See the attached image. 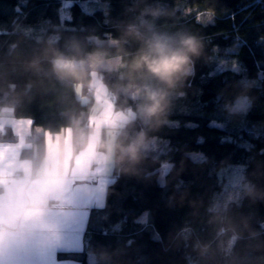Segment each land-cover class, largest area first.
<instances>
[{
  "label": "trees",
  "instance_id": "16d2710c",
  "mask_svg": "<svg viewBox=\"0 0 264 264\" xmlns=\"http://www.w3.org/2000/svg\"><path fill=\"white\" fill-rule=\"evenodd\" d=\"M65 1L71 3L62 18ZM154 35L170 38L173 47L183 36L200 44L190 74L174 87L131 68ZM55 55L85 61L84 79H60ZM90 56L121 63L96 76L114 109L131 112L115 141L136 151L114 158L104 204L89 212L83 250L59 258L264 264V0H0V108L10 105L13 118L29 119L50 135L67 128L87 135L92 99L83 103L76 86L87 95ZM147 89L166 93L162 114L150 120L140 111ZM243 98L246 109L233 112ZM151 139L154 148L144 149ZM45 145L39 136L34 151H26L35 165ZM235 168L242 195L216 209Z\"/></svg>",
  "mask_w": 264,
  "mask_h": 264
},
{
  "label": "crops",
  "instance_id": "0c3cea01",
  "mask_svg": "<svg viewBox=\"0 0 264 264\" xmlns=\"http://www.w3.org/2000/svg\"><path fill=\"white\" fill-rule=\"evenodd\" d=\"M89 87L95 91L85 95L92 99L89 127L98 132L89 128L87 135L80 128L50 135L29 119L13 118L10 105L0 108V264H80L59 255L83 250L89 212L103 206L112 180L101 137L132 116L114 109L94 74ZM39 136L45 153L35 165L26 151H34ZM92 263L89 256L86 264Z\"/></svg>",
  "mask_w": 264,
  "mask_h": 264
},
{
  "label": "clouds",
  "instance_id": "9594fccd",
  "mask_svg": "<svg viewBox=\"0 0 264 264\" xmlns=\"http://www.w3.org/2000/svg\"><path fill=\"white\" fill-rule=\"evenodd\" d=\"M159 10H152V15H160ZM130 32L139 36V32L133 26ZM170 38L154 35L146 41V50L142 51L131 65L132 70L146 71L151 77L162 82L168 87H174L182 77L190 74L192 57L199 55L200 44L195 37L183 36L179 40V46L173 47ZM53 71L60 79L83 80L85 76V61L67 58L63 55H55L51 61ZM35 66V65H34ZM166 93L161 90L147 89L144 103L140 111L145 119L158 118L165 107ZM237 104L243 106L244 100L238 99ZM99 148L105 161L123 160L136 151L134 144L123 145L115 140L101 142Z\"/></svg>",
  "mask_w": 264,
  "mask_h": 264
},
{
  "label": "rangeland",
  "instance_id": "374dc122",
  "mask_svg": "<svg viewBox=\"0 0 264 264\" xmlns=\"http://www.w3.org/2000/svg\"><path fill=\"white\" fill-rule=\"evenodd\" d=\"M70 3L71 2H68V1H65L62 3V7L60 9V13H61L62 18L66 17L65 9L70 5ZM86 66L92 70V75L94 74V77H95L97 70H100V69L109 70V69L120 68L121 63H120L118 58L101 59L98 57L90 56L88 58V60L86 61ZM76 93H77L78 97H81V93H82L81 87L76 86ZM106 93H107V91H106ZM105 94H104V97H105ZM82 96H83V100H82L83 103H86L89 100V97H87L85 95H82ZM242 100H244L243 106H239L236 102L234 107L231 109L233 112H240V111H243L246 109L247 100L245 98H243ZM91 109H92V107H91ZM90 115H91V113H90ZM89 128L91 129V127H89ZM118 130H119V128L115 124H112L107 129H105V132L107 133V137L105 139V142L110 141V140H115L117 133H118ZM91 131L92 132H98V129H96L94 127L93 129H91ZM155 142H156L155 139H151L148 142H144L142 147L145 145L144 149L154 148L152 144L153 143L155 144ZM155 151H156V149H155ZM190 157L194 160H199V159H201V154L192 153V154H190ZM107 164L110 167L109 171L112 173L113 168H114V158L111 161H107ZM165 169H166V165L163 164V166L160 170L159 178H158V181L161 184L163 183V175H164ZM239 180H240L239 170L236 168L233 169L231 173L226 174L225 187H224L223 191L216 196L215 205H214V207L216 209H224L228 203L234 202V201H237L240 199V197L242 195V190L239 187ZM145 218H146V213H143L141 215V217H139L138 221H140V222L145 221Z\"/></svg>",
  "mask_w": 264,
  "mask_h": 264
},
{
  "label": "built area",
  "instance_id": "2783aa9c",
  "mask_svg": "<svg viewBox=\"0 0 264 264\" xmlns=\"http://www.w3.org/2000/svg\"><path fill=\"white\" fill-rule=\"evenodd\" d=\"M87 92H88L89 94H91V95H93V94L95 93L94 89L91 88V87H88V88H87ZM105 98H106V100H107L110 104L113 105V97H112V95H111L110 93L107 92V93L105 94ZM0 229H3V226L0 225Z\"/></svg>",
  "mask_w": 264,
  "mask_h": 264
},
{
  "label": "snow or ice",
  "instance_id": "6c2138e0",
  "mask_svg": "<svg viewBox=\"0 0 264 264\" xmlns=\"http://www.w3.org/2000/svg\"><path fill=\"white\" fill-rule=\"evenodd\" d=\"M232 19L234 20L235 19V15L233 14V17H232Z\"/></svg>",
  "mask_w": 264,
  "mask_h": 264
}]
</instances>
